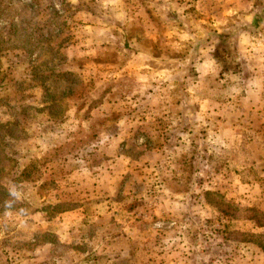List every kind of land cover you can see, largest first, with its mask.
I'll return each mask as SVG.
<instances>
[{
	"label": "rangeland",
	"instance_id": "374dc122",
	"mask_svg": "<svg viewBox=\"0 0 264 264\" xmlns=\"http://www.w3.org/2000/svg\"><path fill=\"white\" fill-rule=\"evenodd\" d=\"M257 12L0 0V264H264Z\"/></svg>",
	"mask_w": 264,
	"mask_h": 264
},
{
	"label": "crops",
	"instance_id": "0c3cea01",
	"mask_svg": "<svg viewBox=\"0 0 264 264\" xmlns=\"http://www.w3.org/2000/svg\"><path fill=\"white\" fill-rule=\"evenodd\" d=\"M245 18H242V17H238V20L236 21L237 23H240L241 22V24H242V28L240 29L239 27H238V24H237V28H232V30L230 31V32H228L227 33V36H225L226 38H227V41H236L237 42V52H236V55H238V56H240L241 58H244V60H245V65L247 66V67H249V69H252V70H254V76H256V72H255V70H256V66H258V65H260V67H261V63L262 64H264V55H262V58H261V56L259 55V59H258V61H260V62H258V64L257 65H255L254 66V68H252L251 66H252V64H251V61L244 55V53H242V51H241V48H240V46H244V44H243V41H246L247 39H251L252 37H253V35H252V30H250V29H255V28H257L259 25H261V24H263L264 23V21H263V19H264V15H261L260 13H253V17L251 18L252 19V23H249V22H246L245 20H244ZM257 26V27H256ZM224 28V27H223ZM234 29H236V32H235V34H234ZM240 30V31H239ZM242 30V31H241ZM244 33V34H243ZM235 35V36H234ZM245 38V39H244ZM247 38V39H246ZM244 39V40H243ZM252 55V54H251ZM220 59V58H219ZM223 59L224 58H222V59H220L221 61H223ZM262 60H263V62H262ZM212 65V64H211ZM259 67V68H260ZM212 69H215V67L214 68H212ZM218 71H219V73L221 74L224 70H223V68H218ZM207 73V72H206ZM217 74V73H216ZM253 76V75H252ZM253 76V77H254ZM65 213H69L68 211H66V210H64V214Z\"/></svg>",
	"mask_w": 264,
	"mask_h": 264
},
{
	"label": "clouds",
	"instance_id": "9594fccd",
	"mask_svg": "<svg viewBox=\"0 0 264 264\" xmlns=\"http://www.w3.org/2000/svg\"><path fill=\"white\" fill-rule=\"evenodd\" d=\"M10 195L17 199H19V196H20V194L15 190V188L10 190ZM6 207H11V202H6Z\"/></svg>",
	"mask_w": 264,
	"mask_h": 264
}]
</instances>
